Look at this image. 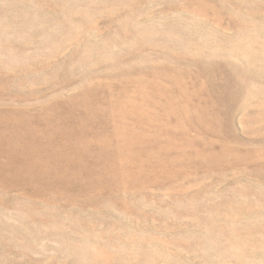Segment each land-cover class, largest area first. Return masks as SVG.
Masks as SVG:
<instances>
[{
	"label": "rangeland",
	"instance_id": "374dc122",
	"mask_svg": "<svg viewBox=\"0 0 264 264\" xmlns=\"http://www.w3.org/2000/svg\"><path fill=\"white\" fill-rule=\"evenodd\" d=\"M2 118L0 264H264V0H0Z\"/></svg>",
	"mask_w": 264,
	"mask_h": 264
},
{
	"label": "bare ground",
	"instance_id": "6f19581e",
	"mask_svg": "<svg viewBox=\"0 0 264 264\" xmlns=\"http://www.w3.org/2000/svg\"><path fill=\"white\" fill-rule=\"evenodd\" d=\"M73 117H74V115H73ZM76 117H77V116H76ZM58 120H59V118H58ZM2 122H5V119H3V118L0 119V125H1ZM31 123H32V121H31ZM32 125H33V124H32ZM74 125H75V124H74ZM76 126H77V125H76ZM21 139H22V138H21ZM51 145H53V144L51 143ZM44 146H45V145H44ZM43 149H44V148L42 147V150H43ZM58 150H59V151H63L60 147L58 148ZM63 154H66V153L63 152ZM20 159H21V158H20ZM15 160H16V159H15ZM64 166H65V165H64ZM2 167H3V165L0 164V170H2V169L5 168V167H3V168H2Z\"/></svg>",
	"mask_w": 264,
	"mask_h": 264
}]
</instances>
